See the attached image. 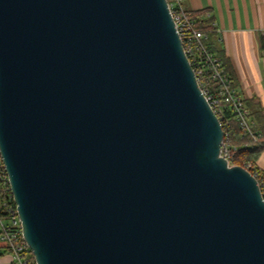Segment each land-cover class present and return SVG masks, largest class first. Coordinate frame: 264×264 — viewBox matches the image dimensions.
<instances>
[{"label":"water","instance_id":"obj_1","mask_svg":"<svg viewBox=\"0 0 264 264\" xmlns=\"http://www.w3.org/2000/svg\"><path fill=\"white\" fill-rule=\"evenodd\" d=\"M223 141L167 0H0V154L37 264H264V195Z\"/></svg>","mask_w":264,"mask_h":264},{"label":"built area","instance_id":"obj_2","mask_svg":"<svg viewBox=\"0 0 264 264\" xmlns=\"http://www.w3.org/2000/svg\"><path fill=\"white\" fill-rule=\"evenodd\" d=\"M170 13L176 22L183 47L194 69L200 88L207 97L218 118H225L227 111L234 114L243 129V136L256 141L251 128L249 112L244 99L233 87L232 81L221 62L209 52L205 44L206 34L195 25V19L184 7V0H167ZM247 146V144H245ZM229 140L223 141L222 155L229 160L236 152ZM0 243L12 257V264H37L28 247L19 218L18 205L14 200L6 166L0 154Z\"/></svg>","mask_w":264,"mask_h":264},{"label":"crops","instance_id":"obj_3","mask_svg":"<svg viewBox=\"0 0 264 264\" xmlns=\"http://www.w3.org/2000/svg\"><path fill=\"white\" fill-rule=\"evenodd\" d=\"M188 11L208 12L216 44L224 49L237 79L238 94L264 109V0H184ZM264 170V154L258 162ZM0 264H12L0 243Z\"/></svg>","mask_w":264,"mask_h":264},{"label":"trees","instance_id":"obj_4","mask_svg":"<svg viewBox=\"0 0 264 264\" xmlns=\"http://www.w3.org/2000/svg\"><path fill=\"white\" fill-rule=\"evenodd\" d=\"M190 12L195 19L196 27L206 34L205 44L207 49L221 62L232 81L233 87L237 89V79L230 61L224 49L219 48L216 44V28L212 25V19L204 18L207 17L208 12L206 10ZM244 103L249 112L248 117L256 141L248 136H243V129L234 114L227 111L224 119L220 117L224 130V143L229 140L233 146H237L238 150L231 152L230 164L247 168L257 178L264 195V170L258 165L264 154V109L256 99L244 100Z\"/></svg>","mask_w":264,"mask_h":264}]
</instances>
